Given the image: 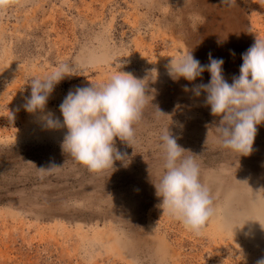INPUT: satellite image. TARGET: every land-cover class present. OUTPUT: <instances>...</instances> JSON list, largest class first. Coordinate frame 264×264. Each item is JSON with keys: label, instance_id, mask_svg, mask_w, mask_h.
<instances>
[{"label": "rangeland", "instance_id": "obj_1", "mask_svg": "<svg viewBox=\"0 0 264 264\" xmlns=\"http://www.w3.org/2000/svg\"><path fill=\"white\" fill-rule=\"evenodd\" d=\"M256 37L264 38V0L230 7L221 0H15L0 11V264L264 260V246L220 231L216 215L195 234L162 212L154 187L163 164L159 136L169 124L199 163L215 209L232 208L229 222L237 224L238 210H252L256 197L264 211V122L251 154L238 157L217 143L220 117L205 104L206 93L192 91L210 73L189 82L167 71L178 54L192 50L207 65L210 53L224 60L231 84ZM61 62L74 74L54 87L43 112H27L31 78ZM117 70L144 79L151 102L134 125V143L116 140L127 166L115 161L114 169L94 173L63 151L67 129H49L41 116L62 121L59 105L69 90L103 84Z\"/></svg>", "mask_w": 264, "mask_h": 264}, {"label": "clouds", "instance_id": "obj_2", "mask_svg": "<svg viewBox=\"0 0 264 264\" xmlns=\"http://www.w3.org/2000/svg\"><path fill=\"white\" fill-rule=\"evenodd\" d=\"M14 2L0 0V11L12 7ZM221 3L230 7L236 0H221ZM208 59L207 65H201L190 50L171 58L167 71L173 80L183 77L189 82L205 71L210 73L209 82L195 86L192 91L197 97L201 91L205 92V104L210 106L211 114L220 117L215 127L217 143L238 157L250 155L257 125L264 122V38L256 37L253 45L241 54L243 63L231 84L223 75L224 60L213 58L210 53ZM115 61V57L108 60L109 63ZM73 74V65L61 62L44 77L31 78L25 110L43 112L54 87ZM146 87L144 79L117 70L103 84L69 90L59 105L62 121L51 112L42 115L41 120L49 129H67L61 144L63 151L90 172L112 170L115 161L127 166L130 158L118 150L116 140L129 146L134 143V125L151 102ZM158 112L164 114L159 109ZM159 142L163 164L158 183L154 184L156 195L161 198L159 207L199 235L216 215L210 188L201 180L199 163L193 155H185L186 150L178 145L169 124L161 130ZM248 221L254 220H245L242 225L228 222L225 227L234 231ZM258 264H264V260Z\"/></svg>", "mask_w": 264, "mask_h": 264}, {"label": "bare ground", "instance_id": "obj_3", "mask_svg": "<svg viewBox=\"0 0 264 264\" xmlns=\"http://www.w3.org/2000/svg\"><path fill=\"white\" fill-rule=\"evenodd\" d=\"M256 201L254 202V207L252 210H250L248 207H245L242 210H238V222L237 225H242V223L245 220H254V221H248L245 223V225L242 228L235 229L234 231L231 230L230 227H225V224H227L229 221L232 220V208L219 210V208H216V216H214V219H212V222L216 228H218L220 231H224V229L231 233H242V237L246 240H252L255 243L258 244V246H264V244L260 243L259 241L264 240V211L259 209L261 207L260 205V198L256 197ZM227 206V202H226ZM226 208V207H224ZM263 209V207H261ZM241 237V238H242ZM253 247V245H252ZM260 251V249H258ZM259 253L258 251L255 252V254ZM263 256V255H261Z\"/></svg>", "mask_w": 264, "mask_h": 264}]
</instances>
